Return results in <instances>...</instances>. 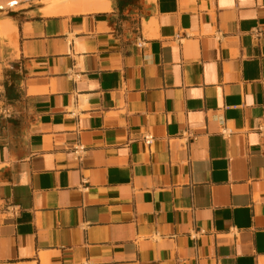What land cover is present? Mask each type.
I'll return each instance as SVG.
<instances>
[{
    "label": "crops",
    "instance_id": "1",
    "mask_svg": "<svg viewBox=\"0 0 264 264\" xmlns=\"http://www.w3.org/2000/svg\"><path fill=\"white\" fill-rule=\"evenodd\" d=\"M108 1L0 9V264H264V0Z\"/></svg>",
    "mask_w": 264,
    "mask_h": 264
},
{
    "label": "bare ground",
    "instance_id": "2",
    "mask_svg": "<svg viewBox=\"0 0 264 264\" xmlns=\"http://www.w3.org/2000/svg\"><path fill=\"white\" fill-rule=\"evenodd\" d=\"M20 0H0V9L18 6ZM108 0H44L42 13L46 16L91 14L110 9Z\"/></svg>",
    "mask_w": 264,
    "mask_h": 264
},
{
    "label": "built area",
    "instance_id": "3",
    "mask_svg": "<svg viewBox=\"0 0 264 264\" xmlns=\"http://www.w3.org/2000/svg\"><path fill=\"white\" fill-rule=\"evenodd\" d=\"M143 141L144 143L148 146V147H151V145L153 144L154 142V136L151 135L150 133H147L143 136ZM85 148L81 145L77 146L74 151H75V154H81V153H84L85 152Z\"/></svg>",
    "mask_w": 264,
    "mask_h": 264
},
{
    "label": "rangeland",
    "instance_id": "4",
    "mask_svg": "<svg viewBox=\"0 0 264 264\" xmlns=\"http://www.w3.org/2000/svg\"><path fill=\"white\" fill-rule=\"evenodd\" d=\"M7 1V0H6ZM43 0H20L19 6L10 7L6 6L4 9H18L20 5H28L29 3H40L42 4Z\"/></svg>",
    "mask_w": 264,
    "mask_h": 264
}]
</instances>
